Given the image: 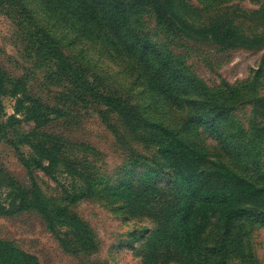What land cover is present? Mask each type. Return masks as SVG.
I'll return each instance as SVG.
<instances>
[{
  "label": "rangeland",
  "instance_id": "obj_1",
  "mask_svg": "<svg viewBox=\"0 0 264 264\" xmlns=\"http://www.w3.org/2000/svg\"><path fill=\"white\" fill-rule=\"evenodd\" d=\"M189 1L202 9L203 19H222L221 15H227L240 25L243 39L249 40L231 45L198 39L187 29L158 24L150 9H145L141 18L155 41L175 56L188 76H197L210 86L238 85L250 80L262 67L255 100L258 103L239 107L235 117L237 128L246 132L242 134L243 143L248 145L250 154L264 163V12L251 15L260 10L264 0ZM20 5L17 9L11 4L0 6V71L22 79L29 94L49 107L45 112L50 120L35 122L19 114V121L7 127L8 138L0 139V239L36 256L41 264H143L141 250L155 223L141 214L127 212L124 201L113 197L111 189L106 196L90 194L69 205V211L89 225L93 247L78 244L68 226L58 224L56 231L51 230L52 209L67 203L65 189L71 191L73 181L57 168L52 167L51 174L39 168L33 162L35 150L31 142L36 144L43 138L61 147V157L92 174L84 185L86 189L95 187L97 179L109 187L130 182L170 189L175 178L156 147L138 141L120 115L87 96L89 91H80L73 84L75 78L62 65L34 48L35 43L27 34L31 20L39 18L43 25L51 23L41 1L20 0ZM49 28L61 40L63 52L97 90L121 95L134 106L145 107L147 114L185 129L179 124L181 116L147 90L135 63L125 62L99 37L78 35L62 22L59 27L50 24ZM2 105L0 116L7 121L15 113V99L3 96ZM193 131V140L205 143L211 153H218L215 148L221 141L217 134L210 135L203 128ZM241 152L244 159L247 155ZM44 165L48 167L49 163L45 161ZM22 187L38 194V198L30 196L34 206H29V200L24 206ZM246 233L247 246L264 264V225H246Z\"/></svg>",
  "mask_w": 264,
  "mask_h": 264
},
{
  "label": "trees",
  "instance_id": "obj_2",
  "mask_svg": "<svg viewBox=\"0 0 264 264\" xmlns=\"http://www.w3.org/2000/svg\"><path fill=\"white\" fill-rule=\"evenodd\" d=\"M40 1L52 26L59 27L62 22L78 35L99 37L125 62L135 63L147 90L172 112H177L181 116L179 124L185 128L172 127L167 119L147 114L145 107L134 106L121 95L97 90L63 52L61 40L51 33L54 29H48L50 24L43 25L39 18L29 19L32 22L27 34L35 43L34 48L62 65L75 78L73 84H77L80 91H89L87 96L120 115L138 141L156 147L175 178L170 189L130 182L109 187L99 179L94 181L95 187L86 189L84 185L92 174L61 157V147L43 138L36 144L31 142L35 150L33 162L39 168L50 174L57 168L56 171L68 174L73 181L71 191L65 189L67 203L52 209L51 230L56 231L58 224L68 226L78 244L93 247L94 237L89 225L71 213L69 205L90 194L106 196L111 189L113 197L124 201L127 212L141 214L155 223L141 250L143 264H260L247 246L245 227L264 225V163L250 154L248 145L243 143L242 134L246 132L237 128L235 112L258 100L262 67L250 80L238 85L210 86L197 76H188L175 56L155 41L141 17L145 9H150L158 24L179 27L181 31L187 29L198 39L231 45L244 38L240 25L234 24L227 15H221L222 19H203L202 9L189 0ZM5 4L17 9L20 0H0V6ZM262 12L264 4L259 11L250 13L257 16ZM6 95L15 99V113L8 116L7 121L0 116V139L8 138L7 127L19 121V114L35 122L50 120L45 112L49 107L29 94L22 79L0 71V112L4 111L2 97ZM199 128L210 135L217 134L221 141L215 148L218 153H211L205 143L192 139L191 133ZM241 151L247 155L244 159ZM20 191L24 206L28 200L29 206H34L30 196L38 198L36 191L29 192L23 187ZM0 264L41 263L36 256L0 239Z\"/></svg>",
  "mask_w": 264,
  "mask_h": 264
}]
</instances>
